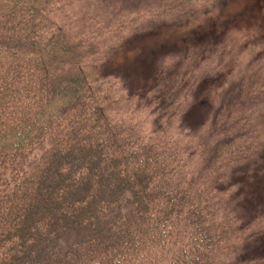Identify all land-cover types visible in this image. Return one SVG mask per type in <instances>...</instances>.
Wrapping results in <instances>:
<instances>
[{
	"label": "trees",
	"instance_id": "obj_1",
	"mask_svg": "<svg viewBox=\"0 0 264 264\" xmlns=\"http://www.w3.org/2000/svg\"><path fill=\"white\" fill-rule=\"evenodd\" d=\"M217 1L0 0V264H264V53L194 121L221 49L118 57Z\"/></svg>",
	"mask_w": 264,
	"mask_h": 264
},
{
	"label": "rangeland",
	"instance_id": "obj_2",
	"mask_svg": "<svg viewBox=\"0 0 264 264\" xmlns=\"http://www.w3.org/2000/svg\"><path fill=\"white\" fill-rule=\"evenodd\" d=\"M187 17L190 18L177 23L154 24V29L144 28L136 36L123 35V48L118 57L124 70L143 77L144 84L154 67L168 66L172 54L178 56L181 51L196 62L207 59L212 46L221 49L222 61L216 68L219 71L202 78L197 87L198 103L188 117V121H194L198 113L221 106L224 96H237L248 66L264 53V0H218L203 13ZM125 59L127 64L123 62ZM201 68L206 69L205 63ZM247 245L258 252L264 250V242L250 241Z\"/></svg>",
	"mask_w": 264,
	"mask_h": 264
}]
</instances>
